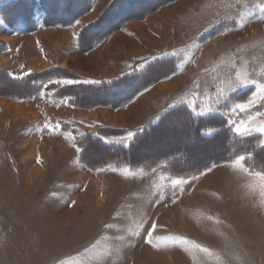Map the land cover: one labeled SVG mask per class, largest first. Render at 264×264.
<instances>
[{"label":"rangeland","instance_id":"obj_1","mask_svg":"<svg viewBox=\"0 0 264 264\" xmlns=\"http://www.w3.org/2000/svg\"><path fill=\"white\" fill-rule=\"evenodd\" d=\"M100 1L71 26L30 33L10 30L0 14V67L15 77L60 67L93 83L163 58L177 70L117 109L57 98L75 82L64 77L35 98L0 97V264H264V172L245 157L179 178L163 167H89L79 144L113 128L126 131L103 139L128 145L178 105L219 113L264 144V0L168 1L82 52V29L114 0L82 21ZM36 18L41 25L43 13Z\"/></svg>","mask_w":264,"mask_h":264},{"label":"trees","instance_id":"obj_2","mask_svg":"<svg viewBox=\"0 0 264 264\" xmlns=\"http://www.w3.org/2000/svg\"><path fill=\"white\" fill-rule=\"evenodd\" d=\"M172 0H114L95 22L84 27L79 49L88 52L104 42L126 23L145 18ZM94 0H11L0 14L7 27L16 33H30L40 27L71 26L89 12ZM43 13L42 24L37 14ZM0 41V50L7 49ZM177 70L176 59L152 61L144 69L112 81L86 82L78 74L54 67L15 77L0 67V97L16 100L39 96L47 83L57 78L75 82L60 88L57 98H67L78 108H123L142 92ZM251 89L233 95L244 101ZM126 131V130H125ZM102 128L79 138L83 161L92 168L107 165L153 169L163 167L172 177L190 178L209 168L245 157L253 171L264 172V144L259 134H240L221 114L198 115L186 105L168 110L155 123L137 132L128 145L107 143L103 136L125 132ZM158 143L155 147V143ZM154 146V148H153ZM205 151L209 154L202 153Z\"/></svg>","mask_w":264,"mask_h":264},{"label":"crops","instance_id":"obj_3","mask_svg":"<svg viewBox=\"0 0 264 264\" xmlns=\"http://www.w3.org/2000/svg\"><path fill=\"white\" fill-rule=\"evenodd\" d=\"M102 5H103V0H101L100 2H99V4L98 5H94V7H93V10H92V12L89 14V15H87V16H85L83 19H82V21H84V20H86V18L87 17H94L101 9H102ZM82 26V25H81ZM79 26H73V27H71V29H74V28H78ZM81 28V27H80ZM80 28H78V29H76L75 31H79L80 30ZM54 29V28H53ZM74 31V30H73ZM134 53H137V52H139L138 50H135V51H133ZM129 72H131V71H129ZM129 72H127V73H129ZM158 85V84H157ZM157 85H155L154 87H156ZM154 87H152V88H150L149 90H147V91H145L143 94H141L134 102H132L131 104H129L128 106H136L135 104L138 102V100H140V98L146 93V92H149L150 90H152ZM24 108H25V106L24 105H19L18 106V110H24ZM154 123V122H153ZM232 163H234V161L233 162H230V163H226V165H230V164H232ZM249 172V171H248ZM244 173H246V172H244Z\"/></svg>","mask_w":264,"mask_h":264},{"label":"snow or ice","instance_id":"obj_4","mask_svg":"<svg viewBox=\"0 0 264 264\" xmlns=\"http://www.w3.org/2000/svg\"><path fill=\"white\" fill-rule=\"evenodd\" d=\"M64 83H72V81H65ZM149 243H151V241H149Z\"/></svg>","mask_w":264,"mask_h":264}]
</instances>
